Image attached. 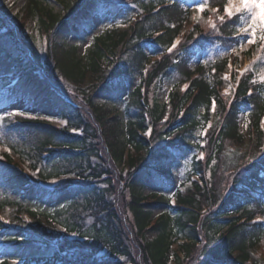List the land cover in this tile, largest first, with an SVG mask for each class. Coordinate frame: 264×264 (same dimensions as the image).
I'll return each instance as SVG.
<instances>
[{"label":"trees","instance_id":"1","mask_svg":"<svg viewBox=\"0 0 264 264\" xmlns=\"http://www.w3.org/2000/svg\"><path fill=\"white\" fill-rule=\"evenodd\" d=\"M63 1L66 17L41 0H27L16 24L0 6V47L19 67L11 94L50 97L65 121L62 127L30 120L11 124L45 134L38 144L0 137L10 149L0 159L1 179L18 194L0 203V210L9 209L8 224L0 219L1 264H169L172 258L175 264H264L258 255L264 224L252 222L264 214V84L250 71L238 80L229 67L230 59L238 62L231 55L242 44V14H224L228 0ZM201 3L203 12L197 10ZM97 13L122 21L94 35L85 58L68 46L69 35L56 39L64 19L93 33ZM32 17L45 40L41 63L28 43ZM187 24L191 28L182 34ZM199 54L203 62L193 66ZM165 80L173 88L162 105L156 93ZM126 88L123 123L94 96L101 92L117 101ZM243 115L247 138L240 130ZM198 130L206 136H195ZM192 139L200 140L203 154L194 162L199 181L178 188L174 204L164 194L148 200L146 182L157 190L174 187L173 168L194 147ZM22 154L31 174L20 165ZM212 170L224 183L213 185ZM53 178L63 179L53 189L41 184ZM66 190L77 197L57 204L55 212L27 205L33 199L56 204ZM162 204L170 214L152 219ZM148 230L156 233L151 241ZM82 250L94 258L83 257Z\"/></svg>","mask_w":264,"mask_h":264},{"label":"rangeland","instance_id":"2","mask_svg":"<svg viewBox=\"0 0 264 264\" xmlns=\"http://www.w3.org/2000/svg\"><path fill=\"white\" fill-rule=\"evenodd\" d=\"M27 0H2L0 2V6L3 8L2 12L5 16L11 20L14 24L23 17L25 7H26ZM43 5H48V8H52L54 13L58 15H62L64 17L67 16L68 13L65 11V5H63V0H41ZM196 5L193 2V6ZM131 7V5H126ZM126 9V8H125ZM226 14V13H225ZM242 14V25L238 29V35L242 36V47L237 48L234 50L231 56L237 58V63H233L230 59V69L232 71L238 73H244L246 71L253 72L255 74V81L258 83L264 84V42L257 40L254 44L247 43V33L240 31L241 28L245 27L251 20V11L245 10L238 13H234V15ZM233 15V16H234ZM110 18V17H109ZM108 17L104 18L101 14H95L93 16V23H94V31L93 33L88 31H80L78 30L77 26L69 23L67 19H64L62 24L60 25L59 30L56 34V39L61 41L65 38L66 35H69L68 46L70 47H77V55L79 58H85L87 53L92 47L93 36L98 35L103 30L108 28L110 25L116 24L122 20L115 18L112 19L113 22H108ZM143 17H140V19ZM214 24V22H213ZM191 28V25L187 24L185 29L186 32ZM27 34L29 35V45L37 52L39 62H43L44 60V47H45V40L41 36L39 29H38V20L37 17H32L27 25ZM197 34V33H195ZM0 43H3V39L0 38ZM145 52L148 55H151L153 52V48L149 43H145L143 45ZM203 62L202 55L199 54L195 60L193 61V66ZM19 67L17 63L8 55L6 50L0 47V137H6L12 135L14 138H25L28 140L30 144H38V142L44 140L45 134L42 132L33 130L31 128L26 127H18L13 128L11 124L18 123L19 121L23 120H30V121H43L47 124L54 125L56 127H62L65 125V121L61 118L59 107L58 105L48 96L43 98H35L30 96H14L11 94V91H8V87L6 83L13 84L15 78L18 77ZM141 79L139 76H136L134 79V84L138 85ZM173 88L172 82L165 80L160 89L156 93V99L158 100L159 104H168L169 103V93ZM127 89L124 95L117 101H110L108 96L98 92L94 96V102L103 105L106 109L114 111V114L120 115V118L123 123L127 122V115L124 112L125 103L127 101ZM15 113V115L13 114ZM23 113V115H21ZM43 118V119H42ZM248 125L249 121L246 115H243L240 120V130L243 135L248 137ZM262 125L264 126V120ZM201 132L198 130L195 132V136L199 137ZM191 143L193 144V148L190 152L181 157V159L176 163L175 167L173 168L175 185L173 188L164 191L163 189H155L150 185L149 182H146L147 187L143 190V195L148 196L149 198L152 197V194H164V196L171 201L174 195L176 188L181 184L184 183L187 178L189 177L190 173H193L194 170V162H196L198 153L197 139H192ZM55 149V147H54ZM10 152L7 145L2 144V140L0 138V159H2L3 152ZM22 161L20 165L22 169L31 174L32 171L27 166V157L22 154L21 156ZM202 158V157H201ZM13 162H19L20 159L17 157L12 158ZM120 169L123 168L121 165ZM214 169V167H213ZM215 172L216 175L213 173ZM2 174L0 172V203L4 200V197L7 196V199L10 197L11 199L15 198L18 194L15 192L14 188L10 185H7L2 179ZM63 178H53L47 180L46 182L41 183L43 186L47 188H55L57 187L58 183ZM193 179H197L196 176ZM224 178L220 177L217 174V170H212L211 173V182L213 185H218L219 183H224ZM7 185V186H6ZM226 183L220 186L222 188L225 187ZM77 194H73L72 190H66L61 192L58 195L57 203H49L46 200H37L33 199L27 202V205L34 211H39L41 213H51L55 212L57 204L65 206L69 202L73 201L77 196ZM82 202L80 199L79 203ZM170 214V208L167 204H162L157 206L153 211L152 219H156L159 216H168ZM0 218L3 219L5 223H8L9 219V209L6 207L3 210H0ZM256 221H260L264 224V214H258L255 218ZM24 220L29 222L30 219L27 216H24ZM22 235V234H21ZM146 239L148 241L153 240L156 238V233L153 231L146 232ZM70 238L74 239L75 235H70ZM182 241H178V245L182 244ZM178 245H175L174 248H177ZM83 257L87 256L91 260L94 258L89 251L82 250L79 252ZM180 258L184 257L183 253H179ZM258 255L264 257V239L261 243V246L258 250ZM98 257V255L96 256ZM4 258V252L0 250V264ZM10 264H22V261L11 260ZM169 264H175L174 259L172 258ZM190 264V262L188 263Z\"/></svg>","mask_w":264,"mask_h":264},{"label":"snow or ice","instance_id":"3","mask_svg":"<svg viewBox=\"0 0 264 264\" xmlns=\"http://www.w3.org/2000/svg\"><path fill=\"white\" fill-rule=\"evenodd\" d=\"M206 5L201 3L198 7V11L203 12L205 10ZM251 11V20L250 22L240 31L247 33V43L254 44L257 40L264 42V0H228L225 5L224 11L228 17H232L234 13H238L241 11ZM217 11V10H213ZM220 20L223 21L224 17H220ZM243 45L241 44V47ZM175 44L173 45V48ZM169 52L172 51V48L168 49ZM225 80H228L229 77L225 75ZM187 87V85L185 86ZM215 110V104L213 102V111ZM15 115V113H13ZM23 115V113H21ZM3 119V117H0ZM43 119V118H42ZM72 131H76V129H72ZM75 235V233H73Z\"/></svg>","mask_w":264,"mask_h":264},{"label":"bare ground","instance_id":"4","mask_svg":"<svg viewBox=\"0 0 264 264\" xmlns=\"http://www.w3.org/2000/svg\"><path fill=\"white\" fill-rule=\"evenodd\" d=\"M108 10L105 11V13L107 12ZM107 15H111V14H107ZM109 18V17H108ZM108 22H113L112 19L109 18ZM107 29V28H106ZM104 31V30H103ZM16 87V84L14 85H8V91H11L13 90L14 88ZM127 89V88H126ZM10 153V152H9Z\"/></svg>","mask_w":264,"mask_h":264}]
</instances>
